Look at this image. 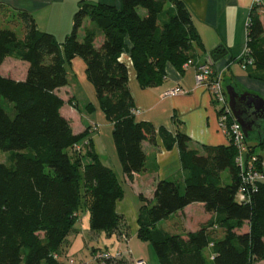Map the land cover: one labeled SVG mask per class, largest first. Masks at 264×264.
Masks as SVG:
<instances>
[{
	"label": "trees",
	"instance_id": "16d2710c",
	"mask_svg": "<svg viewBox=\"0 0 264 264\" xmlns=\"http://www.w3.org/2000/svg\"><path fill=\"white\" fill-rule=\"evenodd\" d=\"M261 1L251 9L247 25L245 48L254 65L246 69L264 68ZM4 9L0 5V11ZM140 10L145 11L144 16ZM19 17L24 24L23 40L13 30H0V153L9 154L12 161L10 167L0 164V177L5 181L0 192V264H67L60 258L61 246L84 206L93 232L111 234L126 225L117 213L124 190L96 154L91 128L75 134L63 114L66 103L58 91L68 85L65 63L75 57L85 61L100 109L113 125L123 172L133 179L145 166L142 143L154 142L157 132L151 123L136 119L123 54H129L140 85L147 88L162 80L168 63L185 70L183 66L196 59V49L204 50V46L183 0H120L119 7L81 1L73 29L63 43L40 31L29 12L21 10ZM87 19L95 26L86 28L79 41ZM101 35L103 42L96 47ZM6 58L28 64L23 81L1 72ZM246 58L244 54L239 63ZM69 104L77 109L73 99ZM93 110L91 105L90 112ZM159 135L167 149H179L188 172L183 183L160 181L153 205H145L139 212L137 236L151 241L159 263L263 262L264 182L258 183L250 202L237 200L241 177L235 146L206 147L201 153L190 149V138L183 132L173 134L162 128ZM251 140L257 144L251 145ZM246 143L248 156L255 155L263 170L262 157L255 149H264V127L261 135L251 134ZM224 172L229 173L227 181ZM195 203L204 204L215 218L184 235L158 229V223ZM215 227L224 231L223 238L215 237L211 231ZM118 262L129 264L130 260Z\"/></svg>",
	"mask_w": 264,
	"mask_h": 264
},
{
	"label": "crops",
	"instance_id": "0c3cea01",
	"mask_svg": "<svg viewBox=\"0 0 264 264\" xmlns=\"http://www.w3.org/2000/svg\"><path fill=\"white\" fill-rule=\"evenodd\" d=\"M63 0H0V5H4V11L0 14L10 11H27L35 17L37 24L38 16L44 9L54 2H62ZM255 0H183L192 14L193 24L201 38L204 50L196 49V60L207 61L211 58L210 53L217 47H223L227 54L218 62H213L214 69L222 72L224 81L227 84L238 86V89L246 90L258 94L264 98V68L249 67L243 69L239 63V59L244 57L245 45L247 40V23L251 9L254 6ZM108 5L120 6V0H98V2ZM77 9V8H76ZM264 13V8L260 9ZM95 25L89 20H85L83 27V37L86 28H93ZM39 29V26L37 24ZM82 27V28H83ZM81 28V29H82ZM40 30V29H39ZM103 36L99 37L100 47L103 42ZM128 47L131 48L130 43ZM234 59H238L234 61ZM121 60L127 65L129 71V88L131 90L134 104L135 116L137 121L149 122L157 132L154 142L144 141L142 143L143 151L146 155L144 168L135 173L133 179L128 178L123 172L122 165L117 155L115 143L113 140V125L107 120L105 114L100 109L97 99L93 96L96 94L92 84L85 83L84 89L89 94L94 107L93 112L87 115H82L80 110L70 106L72 116L76 118L78 130H74L75 134L90 129L91 138L94 142V149L101 162L110 168L118 178L124 190V196L117 202V213L124 218V223L128 226V234L130 229L135 230V236L139 231V212L140 209L147 205V200L151 201L150 206L154 203V193L157 184L160 181L168 180L183 183L188 172L183 168L179 149L175 146L172 149H167L162 137L159 135V130L164 128L173 134L183 132L190 138V149L198 150L203 153L206 147L228 146L229 139L223 133L219 126V113L214 104L210 92L205 87H199L196 84L195 72L193 69L180 70L173 64L168 63L165 70V75L162 80L151 87L143 88L137 78L131 57L126 52ZM72 65L77 69H85V61L81 57H75L72 60ZM26 64V65H25ZM24 68L23 75L19 76V67ZM238 66H241L244 73L237 71ZM28 64L23 61L6 58L1 72L5 76H10L15 80L23 81L28 72ZM84 74L82 80H84ZM181 87L187 93L165 97V93ZM72 98L75 97L72 95ZM76 102V101H75ZM77 104V103H76ZM65 108V106H64ZM63 108V113H64ZM68 118V117H67ZM69 119V118H68ZM72 123V122H71ZM70 123V124H71ZM103 127H109L105 139H103ZM251 145H256V141H250ZM260 148V147H259ZM262 167L264 171V149ZM85 159L84 162H88ZM229 179V173L226 174ZM151 195V196H149ZM196 206L197 210L193 211L195 204H192L180 211L169 219H174L178 216L182 219L185 226L184 233L174 235H184L190 232H196L202 226L207 224L211 219L215 218L214 213H208L205 210L204 204L199 203ZM196 214V215H195ZM86 221L88 231L93 236V240L87 239V231H80L78 225L75 226V231L67 237V244L60 250V258L69 263L74 261V264H95L94 254L91 253L92 259L90 262H78L74 256H71V249L78 248L81 243L86 247L97 250L114 249L124 252L121 249V241L117 236L116 231L109 234L106 232H93L90 229V213L84 212L82 209L79 213L77 224ZM166 221V220H163ZM161 221V222H163ZM160 222V223H161ZM123 225L120 227L122 229ZM167 233L169 231L161 229ZM217 233L218 239L223 238L224 231L220 228H213L211 231ZM172 234V233H170ZM127 250V249H126ZM133 260H136L132 257ZM139 259V257H137ZM142 259V258H141ZM264 264V261L259 263Z\"/></svg>",
	"mask_w": 264,
	"mask_h": 264
},
{
	"label": "rangeland",
	"instance_id": "374dc122",
	"mask_svg": "<svg viewBox=\"0 0 264 264\" xmlns=\"http://www.w3.org/2000/svg\"><path fill=\"white\" fill-rule=\"evenodd\" d=\"M81 1L95 2V0H63L62 2L52 3L50 6H48L46 9L43 10L40 16H38L37 24L39 26L40 31L53 34L59 43H63L66 36L70 34L73 29L74 14L76 13L79 3ZM96 2H98V0H96ZM10 12L12 13L6 12L4 14H0V30L2 29L13 30L16 32L17 37L20 40H23L25 36V30H24V24L19 17V11L12 9V11ZM139 12L142 16H144L145 11L140 10ZM83 32H84V27L80 29L79 31V41L83 40L82 38ZM99 43L100 42L98 38L96 41V45L98 46ZM236 68L239 73H244L242 71L241 66H238ZM65 69L67 73L68 85L61 88L58 91V94L66 103L63 114L69 118L70 123L72 122L71 127H74V130H78L79 129L78 123L76 121V118L72 116V113L70 111V106L68 105V103L70 102L71 99H73L72 98V95H73L75 97V99L73 100L76 101L77 103V110H80L82 115H85V114L87 115L88 113H90V106L93 103V101L91 100L89 94L85 91L83 85L85 83H88V84H91V83L87 78L86 68L83 70L81 68H78L77 66V69H76L72 65V63L66 62ZM18 70L20 72L19 76L21 77L23 75L24 68L20 66ZM83 74L85 78L84 80H82ZM224 86L225 87L227 86V82L225 81H224ZM93 98L97 99L96 94L93 96ZM107 129H109V127L102 128L103 139H105V136L107 134ZM255 150H257V154H260V155L263 154L260 148H256ZM0 164H5L7 167H10L12 164L10 155L0 153ZM226 174H228V172L223 173L224 181L228 180ZM4 185H5V181L2 177H0V192H2V190L4 189ZM147 202H148L147 205L150 206L151 201L147 200ZM198 205L200 204L196 203V205H194L195 207L192 210L193 211L197 210L196 206ZM83 209H84V212H88V209L86 208V206H84ZM76 225H78L80 231L81 230L87 231L88 240L91 241L94 239L93 236L91 235L92 233L88 231V226H86V221H84V219H83L82 224L81 223L74 224L72 230L68 232L67 237L76 230L75 229ZM157 227L158 229H165L169 231L170 233H172L173 235L184 233V228H185L182 219L178 216H174V219H169L161 223H158ZM127 230H128V226H123L122 229L120 228L119 230L116 231L117 236L120 238V241L122 242L121 249L122 251L125 250L123 253H126L123 259L130 260L129 264L133 263L132 257H134L135 259H137V257H139V259L142 258L147 264H160L152 248L151 241L148 239H142V238H139L138 236H135L134 228L130 229V236ZM217 233L214 234L215 237H217L218 235ZM123 236L129 239L128 244H126L123 241V238H122ZM66 244H67V238L65 239V243H63L61 248L65 246ZM108 250L112 252L117 251L115 250V248L108 249ZM128 250L130 251L131 255L128 253L129 252ZM102 251L104 250H97L93 248L91 252L90 248L86 247L84 243H81V245L78 248L74 247L73 249H71L70 253H71V256H74L78 262H82V263L90 262L92 259L91 253L92 254L95 253L93 257L94 261L96 262L95 264H104V263H101L99 260L95 259L98 253ZM205 254L207 255L209 259L212 258L210 250H206ZM118 263H119L118 261H114V262L108 261L105 264H118Z\"/></svg>",
	"mask_w": 264,
	"mask_h": 264
},
{
	"label": "built area",
	"instance_id": "2783aa9c",
	"mask_svg": "<svg viewBox=\"0 0 264 264\" xmlns=\"http://www.w3.org/2000/svg\"><path fill=\"white\" fill-rule=\"evenodd\" d=\"M261 0H255V4H261ZM248 25V23H247ZM249 50L245 48V56L247 57L242 64L243 69L248 66H253L254 61L249 56ZM213 60L209 58L207 61H197L196 59L189 60L183 68L193 69L195 72L196 84L199 87H205L211 94L214 104L219 113V126L223 133L228 137L229 144H232L237 149L236 164L240 168L241 186L237 194V200L240 203L251 201V194L257 189L260 182H264V171L258 168L257 158L255 155L248 156L249 148L246 143V138L243 134L241 126L236 121L229 106L228 95L224 86V76L222 72L214 69ZM187 91L181 87L170 90L165 93V97L185 94ZM77 149H79L77 147ZM263 168V167H262ZM123 241L128 244L129 239L122 237ZM121 238V239H122ZM129 251V250H128ZM130 255V251L128 252ZM126 253L120 251H102L95 257L101 263L119 261L124 258ZM67 264H74L70 261ZM131 264H147L144 259L133 260Z\"/></svg>",
	"mask_w": 264,
	"mask_h": 264
},
{
	"label": "water",
	"instance_id": "95a60500",
	"mask_svg": "<svg viewBox=\"0 0 264 264\" xmlns=\"http://www.w3.org/2000/svg\"><path fill=\"white\" fill-rule=\"evenodd\" d=\"M220 52V53H219ZM227 52L223 47L213 50L210 53L213 62H218ZM229 106L238 124L241 126L246 139L251 134L261 135L264 127V98L258 94L237 89L231 84L225 87Z\"/></svg>",
	"mask_w": 264,
	"mask_h": 264
}]
</instances>
